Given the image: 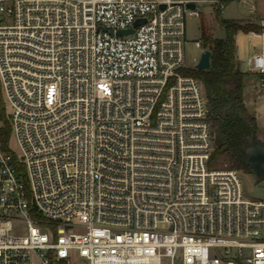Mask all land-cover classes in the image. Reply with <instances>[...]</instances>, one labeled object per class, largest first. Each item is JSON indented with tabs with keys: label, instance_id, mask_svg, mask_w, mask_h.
Masks as SVG:
<instances>
[{
	"label": "built area",
	"instance_id": "1",
	"mask_svg": "<svg viewBox=\"0 0 264 264\" xmlns=\"http://www.w3.org/2000/svg\"><path fill=\"white\" fill-rule=\"evenodd\" d=\"M205 5L226 8L0 0V110L21 151L0 142V264H264V200L212 165L205 87L186 74L201 56L185 21ZM247 69L264 93L263 49Z\"/></svg>",
	"mask_w": 264,
	"mask_h": 264
},
{
	"label": "trees",
	"instance_id": "2",
	"mask_svg": "<svg viewBox=\"0 0 264 264\" xmlns=\"http://www.w3.org/2000/svg\"><path fill=\"white\" fill-rule=\"evenodd\" d=\"M217 15L225 32L224 38L209 42L207 38L203 39L205 48L211 51V67L208 70H189L186 74L200 79L205 87L215 136L212 165L216 166L223 157H227L236 169L250 172V167L242 160L243 146L250 136L257 137L258 126L245 104L244 88L248 73L242 71L238 64L235 37L240 31H259L260 26L225 21L220 13ZM11 133L12 128L1 108L0 142L4 147L10 142Z\"/></svg>",
	"mask_w": 264,
	"mask_h": 264
},
{
	"label": "rangeland",
	"instance_id": "3",
	"mask_svg": "<svg viewBox=\"0 0 264 264\" xmlns=\"http://www.w3.org/2000/svg\"><path fill=\"white\" fill-rule=\"evenodd\" d=\"M223 1H225V3L227 1L226 8L221 17V19L225 21H237L242 24H257L258 22L264 20V0H256L257 10L255 13L249 12L248 6L243 4L244 0ZM215 9V6L205 5L204 7H200V10L202 11L201 17L197 18L188 16L186 18V36L189 42L187 46V58L189 64L192 63V59L194 57H200L202 54V50L195 47V40L207 38V41L209 42L217 38H224L225 36L224 29L218 21V15ZM249 33L240 31L236 35V55L241 70L248 73L245 78L244 88L245 104L249 112L257 120V137L264 141V93L258 91V78L255 75L249 73L247 69V61L258 50H264V39L260 36L251 35ZM245 145L246 142L244 146ZM9 147L14 153L20 154L21 151L14 134H12L10 137ZM216 167L236 169L233 163L227 157H223L218 162ZM240 171L243 181V188L247 195L251 198L264 200V178H258L251 169L250 172H245L244 170ZM14 228V233L16 234H24L27 231L26 224L22 222L16 223ZM77 264L85 263L81 262L80 260Z\"/></svg>",
	"mask_w": 264,
	"mask_h": 264
},
{
	"label": "water",
	"instance_id": "4",
	"mask_svg": "<svg viewBox=\"0 0 264 264\" xmlns=\"http://www.w3.org/2000/svg\"><path fill=\"white\" fill-rule=\"evenodd\" d=\"M194 6L191 5V8ZM128 33V32H127ZM130 33V32H129ZM123 34V32H120ZM211 67V51L205 50L197 65L198 70H208ZM242 160L250 167L253 173L260 179L264 178V141L258 137L250 136L243 146Z\"/></svg>",
	"mask_w": 264,
	"mask_h": 264
}]
</instances>
